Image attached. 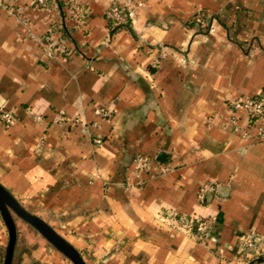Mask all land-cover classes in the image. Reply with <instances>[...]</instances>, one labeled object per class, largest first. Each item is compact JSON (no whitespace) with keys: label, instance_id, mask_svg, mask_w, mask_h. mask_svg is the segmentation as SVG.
<instances>
[{"label":"crops","instance_id":"obj_1","mask_svg":"<svg viewBox=\"0 0 264 264\" xmlns=\"http://www.w3.org/2000/svg\"><path fill=\"white\" fill-rule=\"evenodd\" d=\"M53 1L70 49L57 60L25 39L47 29L31 0H11L21 22L0 8V101L16 117L0 122V183L87 264H238L240 234L264 239V143L231 109L264 96V0H147L117 29L105 13L121 0ZM139 154L171 172L139 183ZM208 182L219 200L200 202ZM213 215L204 244L185 223ZM16 226L12 264H71ZM7 244L0 216V264Z\"/></svg>","mask_w":264,"mask_h":264},{"label":"built area","instance_id":"obj_2","mask_svg":"<svg viewBox=\"0 0 264 264\" xmlns=\"http://www.w3.org/2000/svg\"><path fill=\"white\" fill-rule=\"evenodd\" d=\"M147 0H121L117 3H112L106 10L105 16L111 29L124 27L134 22L145 7ZM30 5L35 9L42 11L45 14L47 22V29L41 35H37L32 28L28 27L25 39L34 41L40 52L48 60H57L60 57L69 54V47L67 45V37L64 31V22L61 18L58 7L53 0H31ZM0 8L6 10L18 22H21L24 14L23 8L14 6L11 0H0ZM231 109L235 111H242L245 113L248 121L256 126V133L254 139L259 143H264V96L258 94L254 97L241 96L232 101ZM99 114L109 115L99 111ZM62 120L57 117V121ZM0 122L6 127H11L16 122L14 113L6 109V105L0 101ZM233 132H240L241 125L235 115L228 119L227 123ZM250 134L243 131V137H248ZM100 143V141H96ZM169 166L160 165L156 161L146 155L139 154L134 159L133 177L139 183L143 181V175L147 172L154 171L158 175H167L171 172ZM130 186V182L127 184ZM208 196L213 200H219L216 195V185L212 182L204 183L201 185L198 192V200L204 202ZM218 221L217 215L211 216L207 221L200 223L196 230L193 231L194 235L202 243H207L209 240L214 241L210 237L216 223ZM176 222V220H175ZM177 223V222H176ZM185 226L192 229L193 220L185 223ZM264 253V239L254 233H242L239 235L236 245L235 260L238 264H248L251 261L261 257Z\"/></svg>","mask_w":264,"mask_h":264},{"label":"water","instance_id":"obj_3","mask_svg":"<svg viewBox=\"0 0 264 264\" xmlns=\"http://www.w3.org/2000/svg\"><path fill=\"white\" fill-rule=\"evenodd\" d=\"M0 216L8 232L3 264H12L17 240L16 219H20L35 230L50 247L58 251L71 264H87L82 255L52 226L37 215L29 212L13 195L0 183ZM249 264H264V257H259Z\"/></svg>","mask_w":264,"mask_h":264},{"label":"trees","instance_id":"obj_4","mask_svg":"<svg viewBox=\"0 0 264 264\" xmlns=\"http://www.w3.org/2000/svg\"><path fill=\"white\" fill-rule=\"evenodd\" d=\"M117 29V28H116ZM211 216H208L206 218H199V219H193V227H192V231H195L197 226L202 223L207 221Z\"/></svg>","mask_w":264,"mask_h":264},{"label":"rangeland","instance_id":"obj_5","mask_svg":"<svg viewBox=\"0 0 264 264\" xmlns=\"http://www.w3.org/2000/svg\"><path fill=\"white\" fill-rule=\"evenodd\" d=\"M19 221V219H16V222H18ZM65 258V257H64ZM66 259V258H65ZM67 260V259H66ZM68 261V260H67ZM69 262V261H68Z\"/></svg>","mask_w":264,"mask_h":264}]
</instances>
